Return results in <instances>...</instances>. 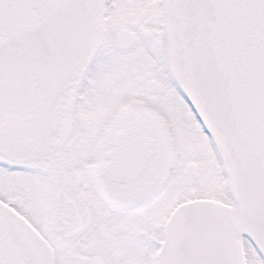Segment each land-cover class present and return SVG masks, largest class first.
Wrapping results in <instances>:
<instances>
[{"label": "snow or ice", "instance_id": "1", "mask_svg": "<svg viewBox=\"0 0 264 264\" xmlns=\"http://www.w3.org/2000/svg\"><path fill=\"white\" fill-rule=\"evenodd\" d=\"M0 264H264V0H0Z\"/></svg>", "mask_w": 264, "mask_h": 264}]
</instances>
